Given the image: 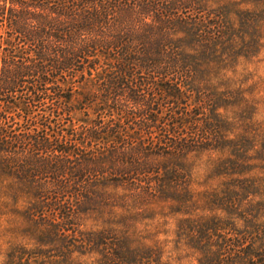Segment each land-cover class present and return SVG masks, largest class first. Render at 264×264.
<instances>
[{
  "label": "trees",
  "instance_id": "obj_1",
  "mask_svg": "<svg viewBox=\"0 0 264 264\" xmlns=\"http://www.w3.org/2000/svg\"><path fill=\"white\" fill-rule=\"evenodd\" d=\"M209 8L0 0V177L29 183L33 212L65 220L100 178L136 195L158 191L150 162L208 138L192 114L194 71L178 34L196 29L206 47L217 39L224 10Z\"/></svg>",
  "mask_w": 264,
  "mask_h": 264
},
{
  "label": "rangeland",
  "instance_id": "obj_2",
  "mask_svg": "<svg viewBox=\"0 0 264 264\" xmlns=\"http://www.w3.org/2000/svg\"><path fill=\"white\" fill-rule=\"evenodd\" d=\"M207 5L224 10L219 37L178 36L208 138L150 162L158 191L100 178L65 220L31 210L28 182L0 177V264H264V0Z\"/></svg>",
  "mask_w": 264,
  "mask_h": 264
}]
</instances>
